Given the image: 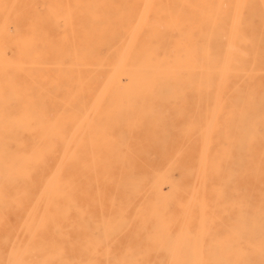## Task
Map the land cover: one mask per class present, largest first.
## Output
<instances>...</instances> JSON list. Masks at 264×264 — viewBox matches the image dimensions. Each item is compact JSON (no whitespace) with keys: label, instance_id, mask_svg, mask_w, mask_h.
Here are the masks:
<instances>
[{"label":"bare ground","instance_id":"bare-ground-1","mask_svg":"<svg viewBox=\"0 0 264 264\" xmlns=\"http://www.w3.org/2000/svg\"><path fill=\"white\" fill-rule=\"evenodd\" d=\"M172 110L187 121L164 123ZM228 133L247 201L220 231L211 144ZM152 149L169 161L140 174ZM263 172L264 0H0V264H264Z\"/></svg>","mask_w":264,"mask_h":264},{"label":"rangeland","instance_id":"rangeland-1","mask_svg":"<svg viewBox=\"0 0 264 264\" xmlns=\"http://www.w3.org/2000/svg\"><path fill=\"white\" fill-rule=\"evenodd\" d=\"M38 7H39V9H42V4L39 3ZM221 44L224 45L223 43H221ZM201 105L203 106L202 109H205V107L207 106V103L201 102ZM217 105H219V104H217ZM230 107L231 106L227 105L224 107L223 110H214L213 114L215 115L217 113L215 115V119L217 120V124L219 126V127L218 126L217 127L219 129L221 127L220 125H221L222 119L225 116V114L227 113V111H229ZM204 111L205 110H202V113H203L202 114V117H203L202 126L206 128L207 123H208V119L206 116L207 114H205ZM174 114H175V110H172V114H165L164 118H163V122L168 124V123H172L173 121L174 122H186L187 121V119H185V116H184L185 114L182 116L180 114L175 115V116H177V119L174 120V118H173ZM231 135L232 134L228 133L225 137H222V138L213 136V140H212L213 143L211 144V148H212L211 158L213 159V161H215L216 164H218L220 170H219V176L216 177V179L212 181V184L214 186L215 191H211V190L209 191L207 206L210 207V211L212 213L211 218H212L213 228L218 229L220 231H227L230 228V225L232 226V223H230L231 218H237L238 217L239 220H243L241 215L244 213V210L246 211V209H244V207H242V205H244V203L247 201V191H245L243 188L244 187L243 178L240 177L241 175L239 174L237 166H235V167L233 166V161H234V159L237 158L238 154H237V152H234V150L232 152V149H235V144L233 143V140H232L233 136H231ZM168 139H169V142L172 143L175 140V136L170 135L168 137ZM183 140L185 141V145H189V150L187 152L188 157L190 159H192L191 162H195V165H196L197 159H198L197 158V151L201 147L200 139L198 137H192L189 140H186L184 138H183ZM229 149L231 151V154H229L230 152L227 151ZM162 153L163 152L160 151L159 149H152L146 153H141V156H140L138 163H137V166H136L137 171L140 174H145V173H147V170L151 166H156V167L165 166L169 160L167 161L166 157ZM228 155L229 156L231 155L230 156L231 158L228 159V157H229ZM232 155L234 157H232ZM222 164H223V167H222ZM225 165L227 168L230 166L232 168V170L234 168V170H235L234 176H235V179L237 178V182L234 179H233V181H231L229 179H223L222 178L221 175L225 171ZM136 169H134V170L136 171ZM94 171H95V173L100 174L101 173L100 166H98L97 169H95ZM180 173L181 172L178 169L170 171L171 177L174 180H179L182 178ZM263 182H264V172L261 174L258 182H256L258 184L257 186L262 187L264 184ZM166 183L167 182H163L160 184V186H159L160 187V193L164 198H166L168 200L170 207H173V206H175L174 201H173L175 199L174 198L175 193H180V190H177L174 187H172L170 182L167 184ZM92 191L93 190H91V194H93ZM140 201L141 200H139V202ZM112 205H113L112 201H109L107 203V211H106L107 217L109 216L108 209ZM90 206H92V202H90ZM203 206H204V203H202L200 208L202 209ZM230 213H231V216H230ZM197 217H198V214H197ZM80 219H82V217ZM83 221L84 220H80V222H79L78 217L75 216V225L77 224V222L80 224H83ZM185 225L189 226L191 229H194L196 226V220L194 219V221L192 220L190 222V221H185L181 217L178 219V221L176 223V230L179 231V230L183 229V227ZM143 228L146 229V226L143 225ZM93 232L96 236V239L100 238V239L104 240L103 242H104L106 251H108L109 253H112L115 251H116V253H117V251L119 252V249L117 250L113 246L112 240H113V236L115 235V233L113 232L112 229L109 230V228H104V229L100 228L98 230L94 229ZM127 234H128V238H127L126 244L133 245L136 242L135 239L137 238V235L139 233H137L136 230H131ZM76 236H77V233H76V229H75L74 233H73L74 241H76ZM208 238L209 237L206 236V239H208ZM151 249L153 250L155 248L151 247ZM74 250H75L76 254H86V252H87V251L84 252V248L79 249V247H77L76 243L74 245ZM81 252H84V253H81ZM225 256H226V253H224V252L217 253V259H223ZM135 258L137 259L138 263H142L146 258L145 252H140V253L136 254ZM107 263L108 262H106V264Z\"/></svg>","mask_w":264,"mask_h":264}]
</instances>
